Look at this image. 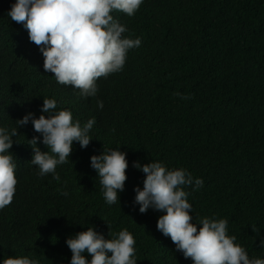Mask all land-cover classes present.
Instances as JSON below:
<instances>
[{"label":"trees","instance_id":"1","mask_svg":"<svg viewBox=\"0 0 264 264\" xmlns=\"http://www.w3.org/2000/svg\"><path fill=\"white\" fill-rule=\"evenodd\" d=\"M14 2L0 0V126L17 127L27 112L38 118L49 98L74 121L96 123L89 145L74 143L69 161L57 167L59 181L39 176L30 162L29 140L40 135L31 122L17 129L9 151L18 183L0 210V260L69 264L66 239L93 226L105 238L132 233L137 264H193L157 230L162 212L138 211L133 189L143 187L145 174L134 161L201 178L202 188H185L193 222L228 220L236 243L264 259V0H144L132 17L111 13L141 45L129 50L122 71L98 78L89 98L43 69L39 46L7 14ZM116 148L126 153L127 179L119 202L108 205L89 158Z\"/></svg>","mask_w":264,"mask_h":264},{"label":"clouds","instance_id":"2","mask_svg":"<svg viewBox=\"0 0 264 264\" xmlns=\"http://www.w3.org/2000/svg\"><path fill=\"white\" fill-rule=\"evenodd\" d=\"M143 3L144 0H15L7 14L22 24L29 40L39 46L43 69L53 73L57 83L71 85L81 98H89L97 95L98 78L122 71L129 50L141 45L139 37L123 35L127 27L111 13L119 11L132 17ZM177 95L185 100L190 98ZM97 107L102 109L103 101L97 100ZM40 111L38 118L27 112L16 120L15 128L0 126V210L12 202L16 192L17 165L9 149L19 127L31 122L33 130L40 134L29 140L33 150L30 162L39 176L51 174L57 181V167L69 161L74 143L84 148L92 140L94 117L83 124L74 121L70 110L57 111V102L50 98L43 99ZM38 141L50 152L41 151ZM89 159L90 167L100 178L105 202L116 204L127 179L126 153L119 148L102 150ZM132 166L145 174L143 187L133 189L138 211L162 212L156 222L157 230L170 237L186 259L191 258L193 264H264L262 258H250L246 249L236 243V236L228 234V220L203 217L193 222L185 188H202L201 178H194L186 168L170 169L158 161L143 165L134 161ZM65 243L71 251L69 264H137L136 240L126 228L105 238L91 226L69 236ZM259 245L264 248V237ZM0 264L39 261L28 256H8Z\"/></svg>","mask_w":264,"mask_h":264}]
</instances>
